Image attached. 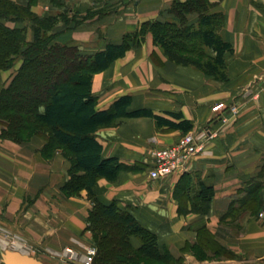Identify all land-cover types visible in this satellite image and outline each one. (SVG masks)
Listing matches in <instances>:
<instances>
[{
	"label": "crops",
	"instance_id": "obj_1",
	"mask_svg": "<svg viewBox=\"0 0 264 264\" xmlns=\"http://www.w3.org/2000/svg\"><path fill=\"white\" fill-rule=\"evenodd\" d=\"M174 1L36 0L33 11L57 16L56 39L92 54L110 42L123 41L146 21L169 18ZM211 2V11L224 16L220 35L234 47L226 58L227 81L172 62L151 32L93 78L98 109L130 94V109L147 107L174 121L179 119L170 112H180L193 122L188 132L203 141L204 149L184 170L152 179L154 150L176 143L186 132L158 126L147 116L121 117L97 131L103 155L118 157L128 166L116 181H98L97 198L131 212L175 256H183L185 264H209L186 249L198 240L201 224L237 258H264V216H259L264 206V0ZM28 38H33L31 32ZM16 68L2 72L6 83ZM219 103L236 105L238 112L222 117V110H213ZM44 144L40 136L22 143L0 137V227L18 238V250L51 264H66L72 261L67 247L82 259L85 247L92 244V234L86 230L92 201L87 190L76 196L63 193L71 162L60 150L53 158H44ZM190 179L194 183L190 192L201 182L214 189L205 215L192 209L188 190L182 192V200L176 194L178 183L183 190ZM248 195L257 200L245 204L236 200Z\"/></svg>",
	"mask_w": 264,
	"mask_h": 264
},
{
	"label": "trees",
	"instance_id": "obj_2",
	"mask_svg": "<svg viewBox=\"0 0 264 264\" xmlns=\"http://www.w3.org/2000/svg\"><path fill=\"white\" fill-rule=\"evenodd\" d=\"M35 3L36 0H0V137L22 143L40 136L45 140L44 158L51 159L60 150L70 160V177L61 189L66 196L87 190L92 201L86 230L91 232L97 247L94 264H145L146 261L185 264L183 256H175L131 212L121 209L116 202L106 204L97 198L98 181L105 178L114 182L128 167L118 157L103 155L97 131L121 117H153L158 126L186 133L193 128V122L183 118L180 112H170L179 119L174 121L147 107L130 109L133 101L130 94L121 95L107 109H98L93 78L131 47L142 44L146 33L151 32L154 43L172 62L192 65L217 80L227 81L226 58L234 52V47L219 33L224 16L211 11L214 6L211 0H175L169 18L146 21L139 31L127 34L123 41L110 42L104 49L87 54L78 46L58 41L54 31L58 17L36 14ZM11 22L19 25L11 26ZM25 22L31 23L32 39L27 36ZM191 41L210 52L197 51L185 44ZM19 59V68L6 83L2 72ZM193 185L190 179L182 190L180 181L176 194L182 200V192L188 190L192 209L205 215L214 189L201 182L198 189L190 192ZM251 199L257 200L251 195L236 200L245 204ZM187 246L200 259H206L208 252L213 256H235L218 244L205 224L199 226L198 240Z\"/></svg>",
	"mask_w": 264,
	"mask_h": 264
},
{
	"label": "built area",
	"instance_id": "obj_3",
	"mask_svg": "<svg viewBox=\"0 0 264 264\" xmlns=\"http://www.w3.org/2000/svg\"><path fill=\"white\" fill-rule=\"evenodd\" d=\"M261 78H264V73ZM213 110H222L221 114L223 117L227 112L236 114L238 112V107L236 105L225 107L223 103H219L213 107ZM210 135H212L211 132ZM203 149L204 144L199 135L193 132L186 133L176 143L154 150L153 162L149 172L150 177L152 179H158L181 172L187 167L192 158L199 154ZM259 216H264V206L262 207ZM66 252L69 259L74 263L94 264L97 255V247L94 244L87 245L82 259H79L78 256L75 255V251L71 247H67ZM222 264H264V258L227 261Z\"/></svg>",
	"mask_w": 264,
	"mask_h": 264
},
{
	"label": "rangeland",
	"instance_id": "obj_4",
	"mask_svg": "<svg viewBox=\"0 0 264 264\" xmlns=\"http://www.w3.org/2000/svg\"><path fill=\"white\" fill-rule=\"evenodd\" d=\"M195 18V17H194ZM24 25H27L28 26V30H27V36L28 34L31 32L32 35H33V30L31 28V23L30 22H25L23 23ZM185 44H189L190 46H192L193 48H197V51H207V52H210V50H208L207 48H205L203 45H201L200 43H196V41H191V43H185ZM196 51V50H195ZM21 64V60L19 59L18 61H16L15 65L12 67V68H16V70L19 68L20 64ZM19 65V66H18ZM10 68V69H12ZM9 70V69H8ZM15 70V69H13ZM15 70V71H16ZM6 71V70H4ZM15 72H13L10 76H12ZM9 74V73H8ZM7 73L5 75H8ZM3 76V75H2ZM6 82V81H5ZM10 232H7V231H4L1 227H0V250L1 249H4V248H14V249H18V244H16L17 242V237L14 236V234H8ZM92 244L93 243V240H92ZM208 255L206 257V259L208 260L207 262H209V264H222L223 262H226L228 260H224L225 258H223V256L221 255H215V256H211V254L208 252ZM230 258V257H229ZM231 258H235V260H231V261H238V260H243V259H239L235 256H231ZM198 260L201 262L203 259H200V257L198 258ZM224 260V261H223ZM249 260V259H247ZM222 261V262H221ZM48 263V262H47ZM51 264V263H50ZM52 264H55V263H52ZM66 264H77V263H74L73 261H70ZM145 264H159V263H156L154 261H146ZM190 264H197V263H193L191 262Z\"/></svg>",
	"mask_w": 264,
	"mask_h": 264
},
{
	"label": "water",
	"instance_id": "obj_5",
	"mask_svg": "<svg viewBox=\"0 0 264 264\" xmlns=\"http://www.w3.org/2000/svg\"><path fill=\"white\" fill-rule=\"evenodd\" d=\"M0 261L3 264H50L37 256L22 252L14 248H4L0 250ZM59 264V263H55Z\"/></svg>",
	"mask_w": 264,
	"mask_h": 264
}]
</instances>
